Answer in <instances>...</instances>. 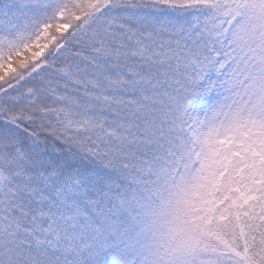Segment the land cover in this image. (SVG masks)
Instances as JSON below:
<instances>
[{
  "label": "snow or ice",
  "instance_id": "1",
  "mask_svg": "<svg viewBox=\"0 0 264 264\" xmlns=\"http://www.w3.org/2000/svg\"><path fill=\"white\" fill-rule=\"evenodd\" d=\"M0 264H264V0H0Z\"/></svg>",
  "mask_w": 264,
  "mask_h": 264
}]
</instances>
